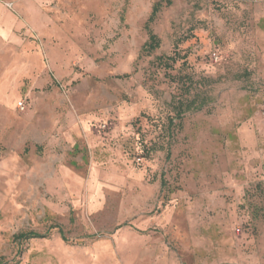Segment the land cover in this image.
I'll use <instances>...</instances> for the list:
<instances>
[{"label": "rangeland", "instance_id": "374dc122", "mask_svg": "<svg viewBox=\"0 0 264 264\" xmlns=\"http://www.w3.org/2000/svg\"><path fill=\"white\" fill-rule=\"evenodd\" d=\"M156 1L0 0V264H264V0Z\"/></svg>", "mask_w": 264, "mask_h": 264}, {"label": "crops", "instance_id": "0c3cea01", "mask_svg": "<svg viewBox=\"0 0 264 264\" xmlns=\"http://www.w3.org/2000/svg\"><path fill=\"white\" fill-rule=\"evenodd\" d=\"M4 16H10L7 10L4 13ZM107 177H109L110 180L107 182L106 185L103 181L98 184V181L94 177L92 178L91 180L92 183L89 186L90 189L88 190V194L85 195V198L87 197L86 198L87 206L90 209V211H93V212L100 211V210H103L106 207V205H108L105 186H108L114 192H118L120 194L123 193L124 196H132L129 194L130 192L128 191L130 190L127 188H131L134 185H138V186L143 185L144 184L143 182L145 181L144 178H142L140 174L139 175L138 174H131V175L126 174L124 176L118 175V176H107ZM145 187L147 186L144 184V188ZM133 190L134 188L131 189V191ZM135 191L136 190H134V193ZM139 193L140 195H137V196H140V198H143V196H146V194H142L140 191ZM144 199L146 200V197H144ZM122 206L126 207V203H122ZM135 225L136 226L134 227L137 229V231H135L133 237H135V240H138V242H140L139 244H142V242H146V241L152 242V243L154 242V237H152L151 233L148 234V232H146L145 226H142L141 224H137V223ZM124 227H129V223L128 224L123 223L122 225H120L118 229H116L118 230L116 233L118 234L119 231ZM130 227H133V226H130ZM100 264H103L102 260L100 261Z\"/></svg>", "mask_w": 264, "mask_h": 264}, {"label": "trees", "instance_id": "16d2710c", "mask_svg": "<svg viewBox=\"0 0 264 264\" xmlns=\"http://www.w3.org/2000/svg\"><path fill=\"white\" fill-rule=\"evenodd\" d=\"M171 0H158L155 2L154 6H153V10H152V14L150 16V21H153L156 19V17L158 16L159 12L162 10L163 6L165 5H170L171 4ZM160 44V39L157 36V34L153 33L152 31H150L149 33V41L147 43H145L144 49H149V50H154L155 48L159 47ZM58 227L59 231L62 233L63 235V229L60 226H56ZM47 234H39V233H35L33 236L34 237H43L46 236ZM66 238V237H64Z\"/></svg>", "mask_w": 264, "mask_h": 264}, {"label": "built area", "instance_id": "2783aa9c", "mask_svg": "<svg viewBox=\"0 0 264 264\" xmlns=\"http://www.w3.org/2000/svg\"><path fill=\"white\" fill-rule=\"evenodd\" d=\"M213 58H214L216 61L219 60V59H221V57L219 56V54H217L216 52L213 53ZM17 107H18L19 109H23L25 106H24V103H23L22 101H19V102L17 103Z\"/></svg>", "mask_w": 264, "mask_h": 264}]
</instances>
